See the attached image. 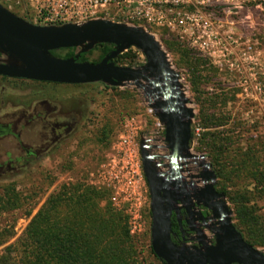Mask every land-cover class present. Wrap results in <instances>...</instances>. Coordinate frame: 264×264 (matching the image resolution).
Here are the masks:
<instances>
[{
  "label": "rangeland",
  "instance_id": "rangeland-1",
  "mask_svg": "<svg viewBox=\"0 0 264 264\" xmlns=\"http://www.w3.org/2000/svg\"><path fill=\"white\" fill-rule=\"evenodd\" d=\"M19 2L21 0H0V6L22 19ZM209 13L233 41L229 65L220 56L212 58L188 50L167 32L162 37H153L165 56L168 69L178 77L181 93L188 103L185 107L193 113L190 127L194 135L188 151L179 161V172L182 180L188 179L203 169L204 164H209L208 170L218 176L214 187L226 193L223 200L231 211V223L264 255V245L260 244L264 242V238L261 239L264 235V0H213ZM174 42L189 51L187 56H178ZM126 51L132 56L131 65L125 63L118 67L139 69L145 64L139 51L133 48ZM78 52L80 48L73 51ZM66 54V50L55 51L58 58ZM99 55L94 49L85 59L96 62ZM0 63L15 64L3 54H0ZM150 91L142 80L110 87L102 83L58 85L0 78L1 126L25 111L39 112L36 104L43 101L56 109L48 117L50 122L34 119L23 127L22 123L17 125L14 133L19 134L18 141L25 149L37 153L42 150L48 138L47 124L66 117L75 121L72 132L49 153L0 179V257L20 260L24 254L21 244L26 226L49 195L63 185L84 184L101 193L98 207L108 206L113 213L122 215L111 206L108 190L89 186L86 181L109 155L123 117L135 118L139 129L135 143L141 142L146 154L153 157L154 170L169 171L163 127L149 107L154 100ZM23 156L14 135L0 138V164ZM257 174L263 175V184L254 181ZM143 184L149 211L144 180ZM238 199L246 202L257 222L256 228H249L247 233L234 220L233 202ZM259 229L263 235L259 234ZM149 247L147 235L140 245L137 264H161L150 254Z\"/></svg>",
  "mask_w": 264,
  "mask_h": 264
},
{
  "label": "water",
  "instance_id": "water-1",
  "mask_svg": "<svg viewBox=\"0 0 264 264\" xmlns=\"http://www.w3.org/2000/svg\"><path fill=\"white\" fill-rule=\"evenodd\" d=\"M111 45L113 50L99 63H76L72 59L53 58L47 52L80 48L89 51L94 45ZM136 49L144 57L139 69L115 66L112 61L128 49ZM0 54L15 64L0 63V78L58 85L102 83L110 87L142 80L154 97L149 105L163 127V142L169 152V171L156 172L152 156L138 144L141 171L149 197V241L153 256L162 264H264V255L246 244L231 223V211L224 196L217 193L215 174L204 164L203 172L191 177L201 187L193 195L195 204L206 210L208 218L197 214L200 222L216 220L214 244L204 251H193L172 242L171 215L175 208L180 179L179 161L191 141L190 120L193 118L183 98L178 77L168 69L165 56L152 36L142 29L109 21H89L79 26H33L0 6ZM181 231V221L176 219ZM193 232V231H191ZM198 240V239H197Z\"/></svg>",
  "mask_w": 264,
  "mask_h": 264
},
{
  "label": "built area",
  "instance_id": "built-area-1",
  "mask_svg": "<svg viewBox=\"0 0 264 264\" xmlns=\"http://www.w3.org/2000/svg\"><path fill=\"white\" fill-rule=\"evenodd\" d=\"M212 1L21 0L18 7L27 23L37 27L79 26L101 20L139 28L152 37L167 32L188 50L220 56L229 65L233 41L209 13ZM138 131L133 116L121 119L109 155L88 175L86 184L111 193V206L125 217L128 236L140 246L149 237L150 218L135 143Z\"/></svg>",
  "mask_w": 264,
  "mask_h": 264
},
{
  "label": "trees",
  "instance_id": "trees-1",
  "mask_svg": "<svg viewBox=\"0 0 264 264\" xmlns=\"http://www.w3.org/2000/svg\"><path fill=\"white\" fill-rule=\"evenodd\" d=\"M162 36L164 32L161 33L160 37ZM176 47H178L176 53L179 57L187 56L189 51L177 44ZM92 48V50H98L100 54L96 62H87L85 59L92 50L73 53L74 49H66L67 54L61 59H72L76 63L97 64L113 50L111 45L106 44H96ZM127 52L115 57L112 63L115 66H122L125 63L131 65L132 56ZM47 55L58 58L55 51L47 52ZM49 105L43 101L38 103L36 108L42 112L43 116L49 117L56 110ZM64 119L67 122L63 126L59 127L58 123L48 126L47 143L41 151L35 153V157L28 161L25 167L34 163L39 157L45 156L61 139L72 132L75 121L67 117ZM193 135L191 131V138ZM206 146L209 147V145ZM247 161L248 159L244 162ZM21 167L23 166L16 162L0 164V179L7 177L8 172L17 173ZM214 174L218 177L215 172ZM262 176L257 174L253 177L258 185L263 184ZM215 190L226 197L223 191L216 188ZM100 194L79 182L61 186L56 193L49 195L44 205L26 226L21 244L24 254L20 260L10 261L0 257V264H137L140 246L134 244L128 236L125 217L113 213L108 206L98 207ZM227 199L230 201V198ZM13 200L15 202L14 198ZM233 205L235 206L234 220L238 222V225L243 227L246 233L249 228H256V219L246 207V202L239 200L233 202ZM170 225L172 234L177 236L176 224L170 221ZM233 226L242 240L253 248V245L245 240L241 230ZM258 232L263 235L262 230L259 229ZM263 236L261 239L264 238ZM171 240L175 243L172 238ZM260 244L264 245V242L260 241ZM148 249L153 256L150 247Z\"/></svg>",
  "mask_w": 264,
  "mask_h": 264
},
{
  "label": "flooded vegetation",
  "instance_id": "flooded-vegetation-1",
  "mask_svg": "<svg viewBox=\"0 0 264 264\" xmlns=\"http://www.w3.org/2000/svg\"><path fill=\"white\" fill-rule=\"evenodd\" d=\"M21 18H22L21 20L27 22L24 17ZM18 81H23V80H18ZM42 84H46V83H42ZM152 98L154 99V97ZM34 119H40V120L44 119V121L50 122L48 120V115L43 116L42 112L40 111L37 112L33 110L32 112L25 111L24 113H21L19 116L14 117L13 121H10V123L5 126L0 125V138L14 135V138L16 139L20 149L24 152L23 158L12 161V162H16L19 165L27 164L28 161H30L33 157H35V153L37 152H34L29 149H25L24 147L20 146V143L18 141L19 134L14 133L16 131L15 128L20 123H22L21 127H23L26 124L32 122ZM66 122H67L66 119L58 118L54 123L55 124L58 123L60 127L63 126V124H66ZM49 125L50 124H47V127ZM61 131L62 129L60 128V132ZM12 162H7V163H12ZM201 171H203V169H200L197 174H199ZM191 177H188V179H183V180L182 177H180L179 183L177 185L178 190L176 191L177 192L176 194L178 197L177 198L178 202L173 206L175 208H179L180 211L178 217L176 216L175 213H172L170 221H173L177 226L176 219L178 218L181 221V231L177 226L178 235L176 236L173 234L172 239L174 240L175 244H178L181 247H186L192 251L194 247L198 251H204L207 247H211L214 244L213 234L215 233L217 228L216 220H211V221L206 220L205 222H200L198 220L199 218L197 214H200L201 217L203 218H208L209 214L206 210L202 209L200 206H197L195 204L196 201L193 198V195L196 192L197 188H199L198 187L199 184H197L196 180Z\"/></svg>",
  "mask_w": 264,
  "mask_h": 264
}]
</instances>
